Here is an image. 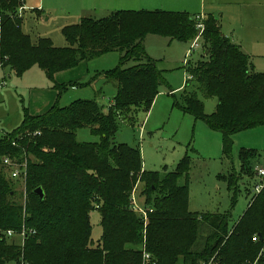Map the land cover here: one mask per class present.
Instances as JSON below:
<instances>
[{
  "label": "trees",
  "instance_id": "1",
  "mask_svg": "<svg viewBox=\"0 0 264 264\" xmlns=\"http://www.w3.org/2000/svg\"><path fill=\"white\" fill-rule=\"evenodd\" d=\"M22 3L0 0V71L11 70L2 74L0 83L34 66L52 80L81 61L113 51L121 56L116 67L102 73L116 89L106 111L94 99H77L67 106L57 100L37 115L23 107L21 124L0 137V264H141L143 251L150 256L148 264H207L212 258V264H264V255L258 256L264 246V186L228 227L238 179L253 176L260 158L255 150L241 148L237 171L231 161L233 136L264 126V72L252 70L249 56L222 34L218 20L213 15L203 19L202 52L186 63L190 78L174 106L221 133L222 156L230 165L217 178L232 196L224 212H192L188 153L161 176L144 170L139 149L116 142L115 135L121 121L134 125L141 112L150 110L164 82L156 62L146 55L145 37L190 43L197 33L194 16L140 9L117 10L100 19L82 17L63 28L67 46L55 47L48 38L32 41L23 31L17 16ZM127 61L135 64L124 67ZM188 81L196 85L195 91H186ZM77 85L54 88L59 97L67 86ZM198 92L204 99H217L212 113L204 112ZM83 128L98 140L78 141L77 131ZM20 134H29L30 144L26 139L16 143ZM24 154L34 157L26 159L25 210L15 202L12 179L2 164L6 156L21 162ZM181 177L183 184L178 183ZM138 183L145 217L132 204ZM37 188L43 198L35 193ZM94 210L102 229L96 244L90 223ZM23 226L21 248L7 240L6 231L19 233Z\"/></svg>",
  "mask_w": 264,
  "mask_h": 264
},
{
  "label": "rangeland",
  "instance_id": "2",
  "mask_svg": "<svg viewBox=\"0 0 264 264\" xmlns=\"http://www.w3.org/2000/svg\"><path fill=\"white\" fill-rule=\"evenodd\" d=\"M40 3H44V6H41L43 11H36ZM157 4L159 3L156 2L151 6ZM26 5L30 6V9L22 10L17 16L21 17V27L31 36L32 41L38 37H46L55 47L67 46L63 28L79 23L81 20L80 6L73 0H26ZM121 5L123 4H116L106 9H99L100 11L96 8L92 16L95 19L103 18L110 14L109 10L121 9ZM143 46L146 55L156 62V67L164 82L159 86L158 100L148 112H141L138 115L137 123L130 125L125 121L120 122L115 141L137 147L141 154L143 169L156 171L161 176L172 171L188 153L190 166L187 179L188 209L203 212L228 210L231 192L226 188L225 183L217 178L218 173H225L230 165L229 161L222 156L221 133L210 129L204 121L195 120L190 114L183 113L174 106V100L180 103L181 94L189 76L186 63L194 62L200 57L201 43L189 56H186L190 49L189 43L185 44L154 34L145 37ZM120 56L119 52L113 51L81 61L74 68L54 74L52 80L48 79L45 72L37 66L30 68L21 77L15 75L7 77L5 84L0 86V137H4L21 124L24 114L23 107L31 115H37L45 112L57 100L60 106H67L77 99H94L106 111L116 89L113 82L106 80L102 73L116 67ZM134 64V61H127L123 66L129 67ZM8 71L11 70L6 68L0 71V77ZM71 82H77L79 85L67 86L58 97L59 92L54 85ZM187 84L186 91H195L196 85L193 82L188 81ZM180 86H182L181 89L176 90ZM197 95L204 103V112L212 113L217 99H204L199 92ZM16 139V143L22 139H26L28 143L32 141L29 134H20ZM77 140L80 142L97 141L98 137L92 135L87 128H83L77 131ZM241 148L258 152L261 158L259 162H262L259 165L264 164V126L234 134L231 161L237 171L240 165L238 153ZM23 156L21 162L28 157L31 161L34 160L31 154L28 157L25 154ZM15 161L20 162L19 158ZM3 172L7 176L8 170L4 168ZM178 183H185L184 177H181ZM258 183H262V180L255 174L251 177L242 175L238 179L236 201L231 209L228 227L231 228L245 210L253 196L254 186ZM10 186L16 192L15 202L22 204L25 210V179H12ZM140 186L141 183L136 185L134 196L137 206L143 209L141 204L143 198L138 196ZM90 223L92 243L96 244L102 232L100 215L97 210L90 213ZM7 240L21 248L24 245V241L17 235L7 237ZM260 255L259 253L258 256Z\"/></svg>",
  "mask_w": 264,
  "mask_h": 264
},
{
  "label": "crops",
  "instance_id": "3",
  "mask_svg": "<svg viewBox=\"0 0 264 264\" xmlns=\"http://www.w3.org/2000/svg\"><path fill=\"white\" fill-rule=\"evenodd\" d=\"M73 1H75V3L78 4L81 8L79 14L81 18L87 16L93 17L92 13H94V10L96 8H98V10L104 8L106 9L107 7L114 6L116 4H123L120 6L122 7L121 9L123 10L160 9L166 11L186 12L192 16L203 15L204 17H206L207 15H213L214 18L216 15L217 18L215 19H217L219 22V26L222 34L226 36L228 39H230V41H232L233 43L239 45L241 50L249 56L252 70L255 72H264V0H73ZM156 2H158L159 4L155 6H151ZM42 4L40 3L37 6L36 11H40V10L43 11L41 6L43 7L44 3ZM23 5L25 6L26 9H30V6L26 5V0H23ZM114 10L111 9L109 10V12L111 13ZM201 49H202V45H201ZM181 87L182 86H180L176 90H180ZM158 98L159 96L158 97L156 96L153 104L156 103ZM260 163L262 162H259L255 166L254 170H256V168ZM255 175H256V171H255ZM192 212H203V211H192Z\"/></svg>",
  "mask_w": 264,
  "mask_h": 264
},
{
  "label": "built area",
  "instance_id": "4",
  "mask_svg": "<svg viewBox=\"0 0 264 264\" xmlns=\"http://www.w3.org/2000/svg\"><path fill=\"white\" fill-rule=\"evenodd\" d=\"M20 1H23V0H20ZM25 9L26 8L24 5L20 6L18 8L17 15L20 14L22 12V10H25ZM204 18L205 17L203 15L194 16V19L196 20L197 33H196L195 37L189 43L190 49H189L188 53L186 54V56L187 55L189 56L192 51L197 49L199 47V43H201V45H202V34L204 31V24H203ZM0 32H1V30H0ZM189 78H190V76H188V79ZM3 84H5V81H2L0 83V86ZM2 164L8 170V175H9L10 179L17 180L19 178H23V179L26 178V170H27L26 160L24 162H18V161H15V158H11V157L6 156L2 159ZM255 171H256V175L262 180V183H258L254 187L255 193L258 194L264 186V164L259 165ZM132 204H133L134 210L142 213L144 215V217L146 216L145 211L137 206V204L134 200V197H132ZM25 234H26V231H25L24 226L22 227V230L19 233L13 232L11 230L6 231L7 237H12V236L17 235L22 240L24 239ZM256 238L257 237H254L253 240H256ZM260 254L264 255V246L261 249ZM149 259H150L149 254L147 252L143 251L141 264H148ZM212 262H213V258L207 264H212ZM20 264H25V263L21 262ZM199 264H205V263L202 262Z\"/></svg>",
  "mask_w": 264,
  "mask_h": 264
},
{
  "label": "water",
  "instance_id": "5",
  "mask_svg": "<svg viewBox=\"0 0 264 264\" xmlns=\"http://www.w3.org/2000/svg\"><path fill=\"white\" fill-rule=\"evenodd\" d=\"M215 18H217V16L215 15ZM10 78V76H9ZM35 193L40 197V198H43V191L41 188H37L35 189Z\"/></svg>",
  "mask_w": 264,
  "mask_h": 264
}]
</instances>
